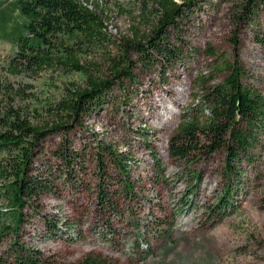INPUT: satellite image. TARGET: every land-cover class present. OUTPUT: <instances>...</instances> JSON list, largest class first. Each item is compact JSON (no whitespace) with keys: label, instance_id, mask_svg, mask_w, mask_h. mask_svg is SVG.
Instances as JSON below:
<instances>
[{"label":"rangeland","instance_id":"obj_1","mask_svg":"<svg viewBox=\"0 0 264 264\" xmlns=\"http://www.w3.org/2000/svg\"><path fill=\"white\" fill-rule=\"evenodd\" d=\"M144 1L89 0L93 9L104 11L108 32L116 44L110 48L112 57L118 56L127 39L149 33L138 18ZM247 1L207 0L201 4L184 32L189 58L171 68L164 66V75L163 68L140 67L138 57H131L139 69L133 70V81L122 80L133 86L131 91L123 93L116 84V104L85 117L84 128L132 154L135 160L130 177L135 194L122 203L121 217L106 218L98 212L91 192L75 193L63 178L60 194L43 199L42 216L28 213L21 235L29 247L66 264L91 252L117 264H264V136L258 159L244 165L240 181L226 178L223 151L187 160L170 154L171 141L185 118L204 119L202 96L228 75L219 71L227 63L238 62L247 72L246 83L264 96V11L254 21L242 20L238 15ZM22 22L17 0L0 9L1 116L7 107L26 108L36 101L61 98L64 82L86 81L79 76L66 77L61 70L39 76L16 73L11 63ZM88 66L98 77L112 73L110 64L100 57L90 58ZM205 115H209L207 111ZM143 130L149 132L147 136ZM90 133L81 135L91 141ZM59 141L48 140V155ZM82 141L75 140L76 150H83ZM91 178L89 181H96ZM222 196L226 197L223 200L229 198L234 212L220 220ZM45 218L57 225L54 237L49 236ZM8 243L5 239L0 254ZM147 250L150 255L146 260L137 258Z\"/></svg>","mask_w":264,"mask_h":264},{"label":"trees","instance_id":"obj_2","mask_svg":"<svg viewBox=\"0 0 264 264\" xmlns=\"http://www.w3.org/2000/svg\"><path fill=\"white\" fill-rule=\"evenodd\" d=\"M205 1L145 0L138 18L148 26L149 33L127 39L118 56L112 57L110 48L116 44L108 32L104 11L93 9L89 0H17L23 22L11 63L15 72L39 76L61 70L66 77L79 76L86 81L64 82L61 98L36 101L32 107H7L4 115L0 113V247L5 239L9 242L0 254V264H66L29 247L21 235L28 213L42 216L43 199L60 194L63 178L75 193L91 192L101 216H122V203L135 194L130 177L135 158L90 133L84 128L85 117L115 105L118 84L123 93L131 91L133 86L128 87L122 80L126 77L133 81V70L139 69L132 56L138 57L140 67L163 68V75L166 67L183 64L190 56L185 51L186 25L194 20ZM9 2L0 0V9ZM263 11L264 0H248L238 17L254 21ZM99 57L110 64V76H95L88 66L90 58ZM219 71L228 75L202 96L204 119L185 118L171 141L170 154L174 159L187 160L223 151L226 178L240 181L244 165L255 163L263 148L264 96L246 83L247 72L238 62L227 63ZM24 96L22 93L21 98ZM83 132L92 134L93 139L82 137ZM141 132L143 136L149 133ZM53 138L60 141L48 155L46 143ZM75 140L84 142L83 150L75 149ZM157 165L161 172V165ZM90 176L96 181H89ZM223 201L218 211L220 220L234 212L229 198ZM50 220L46 219L47 229L54 237L57 225ZM149 252L138 253L137 258L146 260ZM67 264L117 262L91 252Z\"/></svg>","mask_w":264,"mask_h":264}]
</instances>
